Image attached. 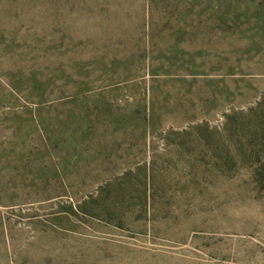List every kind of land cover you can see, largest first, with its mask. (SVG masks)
Returning <instances> with one entry per match:
<instances>
[{"label":"rangeland","instance_id":"rangeland-1","mask_svg":"<svg viewBox=\"0 0 264 264\" xmlns=\"http://www.w3.org/2000/svg\"><path fill=\"white\" fill-rule=\"evenodd\" d=\"M263 92L264 0H0V264H264Z\"/></svg>","mask_w":264,"mask_h":264},{"label":"trees","instance_id":"trees-1","mask_svg":"<svg viewBox=\"0 0 264 264\" xmlns=\"http://www.w3.org/2000/svg\"><path fill=\"white\" fill-rule=\"evenodd\" d=\"M25 1L37 2V0ZM33 44L35 46H32L30 51L39 48V52L46 54L49 50L40 42L38 45H36V42ZM204 130L208 131V128H204ZM204 135L205 146L208 150H225L221 148L224 147V139L231 144L230 146H234L235 153L238 154L240 159L253 167V169H250V176L257 185L264 188V92L254 107H250L244 112L226 114L220 131L212 130L209 133H204ZM108 185H112V181ZM104 208L109 212L107 214L109 218L112 219L115 215L113 216L111 211L117 209V202L108 200Z\"/></svg>","mask_w":264,"mask_h":264}]
</instances>
